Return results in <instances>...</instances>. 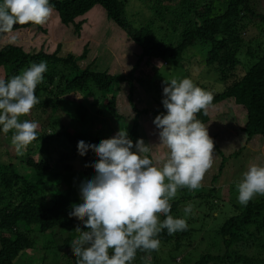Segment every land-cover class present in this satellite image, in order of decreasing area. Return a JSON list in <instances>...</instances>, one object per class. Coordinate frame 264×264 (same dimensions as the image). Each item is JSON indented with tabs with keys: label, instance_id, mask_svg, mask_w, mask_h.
<instances>
[{
	"label": "trees",
	"instance_id": "1",
	"mask_svg": "<svg viewBox=\"0 0 264 264\" xmlns=\"http://www.w3.org/2000/svg\"><path fill=\"white\" fill-rule=\"evenodd\" d=\"M159 1L174 2L176 0ZM218 3L221 12L210 14L212 6L204 5L202 10L197 12L201 17L200 21L194 26L184 28L180 40L176 43L174 39L172 40V36H159L160 32L154 29L152 21L134 23L130 19L124 0H50V5L57 11L61 22L66 25L73 24L77 33L84 23V20L76 21L78 17L85 15L96 5L104 7L108 18L121 26L141 47L142 57L138 63L146 57L145 67H153L152 63L157 59L166 61L169 59L171 66L178 67L184 60L185 52L190 47H194L197 41H201L203 45H209L206 64L216 67L221 77L228 80L234 77L235 69L242 64L241 53L244 48H247L249 67L245 74L229 83L223 91L212 96L208 105L227 98H235L236 103L243 105L247 110L248 118L244 131L248 138L252 139L255 135L264 137V42L258 41L257 44H252L247 42L243 35L249 20L255 16L264 19V16L255 12L252 0H220ZM30 25L32 24H17L10 32L0 33V67L4 68V79H7L19 74L32 63L38 64L41 61L47 63L44 82L35 90L39 99L37 106L53 102L55 109L57 102L54 101L58 98L64 102L67 94L78 93L87 96V94L99 92L102 96L101 109L107 108L109 113L120 117L113 92L122 82H128L131 88L134 82H139L162 105L163 87L151 82L149 77L137 78L134 72L138 64L127 74H110L107 71L94 70L93 64L81 66L80 61L86 58L88 48H85L81 55L74 53L61 55L60 48L52 54L42 48L38 52L26 51L17 44L13 32ZM167 33L165 34L171 35ZM130 95H132V89ZM52 98L53 101H51ZM71 109L73 111L69 114L73 121L80 124L87 121L89 115L87 106L79 101L78 105H71ZM163 109L162 107L161 112ZM138 114H140L139 111ZM196 119L204 124L209 120V116L201 111L196 114ZM139 127L140 123L136 117L128 133L134 142L141 138ZM63 132L73 145V151L62 152V162L72 158V154L79 155L77 143L85 138L83 131L73 133L66 129ZM39 137L37 136L35 140ZM100 139V134L97 133L90 141L98 142ZM27 148L31 149V144ZM82 158L87 166L82 172L76 171L72 164H65V171L57 173L47 159L37 160L33 157H29L27 164H24L26 168H31L27 174L21 173L19 167L13 162L0 164V264H18L17 260L25 256L28 250H37L36 242L38 241L34 233L37 236L41 234L44 238L41 243L43 251L50 250L51 253L59 255L61 250V258H65V264H75V255L68 248L71 247L70 241L78 235L75 229L81 221L76 217H70L68 213L71 205L79 202L81 198L79 188L75 184L80 185L85 177L95 174L92 162L98 159L95 151L91 149ZM222 165L223 163L220 168ZM60 176L61 181L58 180ZM235 186L233 185V189L236 188ZM187 191L184 189L180 192ZM215 191L216 188L209 190V192ZM232 192L235 193L237 190ZM184 196L170 201L172 216L178 212ZM235 202L237 203H234V207L238 209V212L226 216L216 228L224 247L223 252H204L196 259L190 252L176 264H264V196L251 200L247 206H241L238 201ZM205 217L206 215H201L202 219ZM58 232L65 235L61 247L57 244ZM186 233L181 231L169 235L165 229L158 234L160 246L175 242L176 245L170 250L172 260H175V255L182 252L179 243L183 241ZM63 248L66 249L63 250ZM158 251L159 249L151 253L138 251L133 264L144 262L141 259L148 254L155 257ZM34 258L33 254H29V260L32 261Z\"/></svg>",
	"mask_w": 264,
	"mask_h": 264
},
{
	"label": "rangeland",
	"instance_id": "2",
	"mask_svg": "<svg viewBox=\"0 0 264 264\" xmlns=\"http://www.w3.org/2000/svg\"><path fill=\"white\" fill-rule=\"evenodd\" d=\"M124 1L130 19L134 23L141 24L152 21L154 29L160 32L159 36H172V40L174 39L176 43L180 40L184 28L194 26L200 21L201 17L197 12L202 10L204 5L212 6H210V14L221 12L218 3L220 0ZM252 6L257 14L264 16V0H252ZM80 20H84V23L77 33L73 24H63L57 11L52 9L45 24L21 27L16 29L13 34L17 39V44L28 52H38L42 48L52 54L57 48H60L61 55L69 53L81 55L84 49L88 48L86 58L80 61L82 67L93 64L92 67L96 71L127 74L138 64L134 72L137 78L149 77L151 82L163 87L162 82L165 78L187 77L211 96L223 91L229 83L245 74L249 67L247 48H244L241 53L242 64L235 69L234 77H230L228 80L223 79L216 67L206 64L205 59L209 45H203L201 41H197L194 47H190L185 52L184 60L178 67L171 66L169 59L167 61L157 59L153 61V67H145L146 57H143L142 61L138 63L142 57L141 47L121 26L108 18L104 7L96 5L85 15L76 19V21ZM247 26L243 33L247 42L252 44H257L258 41L264 42V19L262 17H253L248 21ZM166 32L171 35H166ZM4 76L5 70L0 67V78H4ZM131 89L132 95H130ZM113 93L116 97V109L120 117L109 113L107 108L101 109L102 96L99 92L87 94V96L78 93L67 94L64 102L58 98L54 101L57 102L55 109L53 102L34 106L27 116H22L20 119L32 120L38 124L37 136H40L39 139L31 143V149L27 148L22 156H18L10 142L12 134L10 132L0 134V164L13 162L15 166L19 167L21 173L27 174L31 168H26L24 164H27L29 157H33L37 160L47 159L54 172L57 173L65 171V164H72L76 171L82 172L87 168L82 156L72 154V158L65 159L64 162L61 161L62 152L73 151V145L64 136L63 131L66 129L73 133L83 131L85 141H90L97 133L100 134L101 139L108 138L114 136L121 128L130 133L136 117L140 123L141 138L146 144H149L153 153L163 154L165 149L157 145L159 143L158 130L153 123L155 116L164 112V109L161 112L163 106L139 82H134L132 88L128 82H122ZM79 101L89 110L87 121L84 124L73 121L70 116L72 113L70 111H73L71 105H78ZM206 113L209 120L204 125L208 126L209 135L214 141L213 166L206 171L198 189L180 188L174 198L178 199L185 195L182 197L178 212L173 215L184 218L188 225L185 230L187 233L183 236V241L179 243L182 252L175 255V260H172L170 250L176 244L169 242L160 246L155 257L146 255L141 259L144 262L140 264H176L180 263L182 257L190 252L192 256L195 255V259L204 252L222 253L224 247L216 228L226 216L238 212V209L234 207V203H237L235 201H237L238 193L232 192L236 189H233V185H236L249 165L253 163L264 165V137L255 135L252 139L248 138L244 131L248 116L243 105L237 104L235 98H227L216 104L207 105ZM222 163V168H220ZM61 179L60 176L58 180L61 181ZM75 185L79 188L78 184ZM211 188H216V191L209 192ZM184 189L188 191L180 192ZM259 198L258 195L254 199ZM188 205H191L192 211L186 214L184 208ZM203 214L207 218L202 219L201 215ZM34 236L38 241L36 242L37 250H28L25 256L18 258V264H31V262H35V264H65V258H61V250L59 255L51 253L50 250L43 251L41 243L44 238L41 234L37 236L34 233ZM63 236H65L64 233L58 232L57 244L59 247L63 244ZM70 249L71 247L68 248V250ZM28 253L35 257L32 261L29 260Z\"/></svg>",
	"mask_w": 264,
	"mask_h": 264
},
{
	"label": "clouds",
	"instance_id": "3",
	"mask_svg": "<svg viewBox=\"0 0 264 264\" xmlns=\"http://www.w3.org/2000/svg\"><path fill=\"white\" fill-rule=\"evenodd\" d=\"M51 12L50 0H0V33L17 24L43 25ZM46 72L47 63L41 61L0 78V134L12 133L10 142L18 156L37 137L38 124L20 118L39 103L35 90ZM162 85L165 111L153 123L163 154L153 153L143 138L134 142L124 128L98 142L77 143L79 155L91 149L98 159L92 162L95 174L80 182L81 198L68 213L81 221L70 241L75 264H133L138 251L159 249L162 230L169 235L187 230L184 218L170 214V201L180 188L198 189L213 166L214 141L208 126L196 119L198 112H206L212 96L187 77L165 78ZM236 189L241 206L264 196V165H249ZM191 211V205L184 208L186 214Z\"/></svg>",
	"mask_w": 264,
	"mask_h": 264
}]
</instances>
